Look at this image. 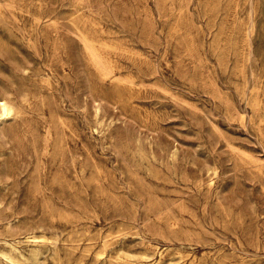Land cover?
<instances>
[{
    "label": "rangeland",
    "instance_id": "rangeland-1",
    "mask_svg": "<svg viewBox=\"0 0 264 264\" xmlns=\"http://www.w3.org/2000/svg\"><path fill=\"white\" fill-rule=\"evenodd\" d=\"M0 264H264V0H0Z\"/></svg>",
    "mask_w": 264,
    "mask_h": 264
},
{
    "label": "bare ground",
    "instance_id": "bare-ground-1",
    "mask_svg": "<svg viewBox=\"0 0 264 264\" xmlns=\"http://www.w3.org/2000/svg\"><path fill=\"white\" fill-rule=\"evenodd\" d=\"M2 110H3V114L5 116H8L13 113L14 108L8 101L4 100L2 103Z\"/></svg>",
    "mask_w": 264,
    "mask_h": 264
}]
</instances>
